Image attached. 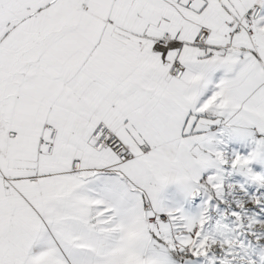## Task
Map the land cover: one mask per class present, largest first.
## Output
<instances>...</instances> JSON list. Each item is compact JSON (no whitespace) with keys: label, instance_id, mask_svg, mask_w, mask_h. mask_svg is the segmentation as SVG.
I'll return each instance as SVG.
<instances>
[{"label":"snow or ice","instance_id":"obj_1","mask_svg":"<svg viewBox=\"0 0 264 264\" xmlns=\"http://www.w3.org/2000/svg\"><path fill=\"white\" fill-rule=\"evenodd\" d=\"M0 264H264V0H0Z\"/></svg>","mask_w":264,"mask_h":264}]
</instances>
